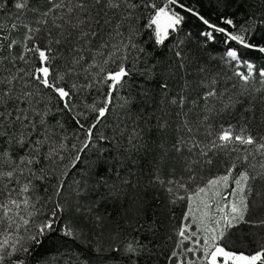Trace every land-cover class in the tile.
Listing matches in <instances>:
<instances>
[{
	"label": "snow or ice",
	"instance_id": "6c2138e0",
	"mask_svg": "<svg viewBox=\"0 0 264 264\" xmlns=\"http://www.w3.org/2000/svg\"><path fill=\"white\" fill-rule=\"evenodd\" d=\"M0 264H264V0H0Z\"/></svg>",
	"mask_w": 264,
	"mask_h": 264
}]
</instances>
